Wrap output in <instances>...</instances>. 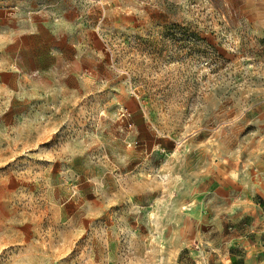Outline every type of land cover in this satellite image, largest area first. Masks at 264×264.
<instances>
[{
  "label": "rangeland",
  "instance_id": "rangeland-1",
  "mask_svg": "<svg viewBox=\"0 0 264 264\" xmlns=\"http://www.w3.org/2000/svg\"><path fill=\"white\" fill-rule=\"evenodd\" d=\"M263 219L264 0H0V264H197Z\"/></svg>",
  "mask_w": 264,
  "mask_h": 264
},
{
  "label": "crops",
  "instance_id": "crops-1",
  "mask_svg": "<svg viewBox=\"0 0 264 264\" xmlns=\"http://www.w3.org/2000/svg\"><path fill=\"white\" fill-rule=\"evenodd\" d=\"M260 222L250 230L252 233L226 238L224 246L218 251L213 249L214 253L198 252L195 261L197 264H264V219Z\"/></svg>",
  "mask_w": 264,
  "mask_h": 264
}]
</instances>
